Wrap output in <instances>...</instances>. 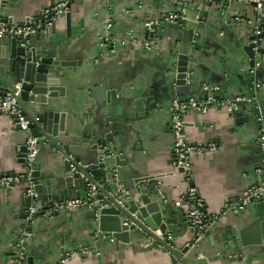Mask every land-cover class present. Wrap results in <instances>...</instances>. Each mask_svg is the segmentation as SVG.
Masks as SVG:
<instances>
[{
	"label": "crops",
	"instance_id": "crops-1",
	"mask_svg": "<svg viewBox=\"0 0 264 264\" xmlns=\"http://www.w3.org/2000/svg\"><path fill=\"white\" fill-rule=\"evenodd\" d=\"M9 1L10 13L19 23L35 16L54 0ZM153 2L145 0L148 10L138 8L136 0H73L72 18L75 22L79 20L81 27L69 33L64 17L58 22L61 39L52 40V50L56 49L54 51L64 60L73 63L68 66H52L55 78L51 85L63 88L64 95L59 91H55L59 97L42 95L41 99L47 100L48 104L44 103L40 108H47V105L54 108L55 104H60L57 106L62 107V110L68 109L70 128L73 125L69 132L72 140L69 139V142L78 145L85 140L87 126L90 124L95 127L98 122L101 116L99 106H103V118L111 115L110 104L106 102L107 93L102 88L117 90V118L106 125L120 134L128 152L129 165L125 172L128 175L160 176L164 192L174 205L186 189L184 174L175 171L171 164L173 137L169 122V107L174 94L170 91L173 88L171 50L180 42L170 36L156 37L154 40L159 41V46L153 51L134 49L127 44L137 38L130 29L136 27L138 31L143 30L142 20L147 15H153L154 10L150 9L155 7L152 6ZM241 10L249 12L251 5H244ZM99 11H103V17ZM206 11L208 15L197 25L201 27L198 43L202 48L195 52L198 74L208 81L227 76L228 79L221 83L231 81V87L228 85L230 91L239 93L246 84L250 63L242 44L249 43L250 33L246 28L236 27L230 17L222 15L215 6H207ZM109 12L113 13V18L109 17ZM195 15L196 12L190 10V17L194 18ZM106 19L116 25L114 35L118 37L116 42L119 44H116L115 50L100 46ZM189 26L197 27L193 23H189ZM45 40L42 37L37 43L42 44ZM187 46L189 51L194 50L190 45ZM262 81L264 83V77ZM197 90L198 87L190 88L191 92ZM250 111L251 107H248L245 116H252ZM89 118L92 119L91 123ZM185 118L187 134L192 141L218 143V150L209 157L194 158L193 175V183L207 208L218 212L228 202L238 199L245 188L256 181L255 170L258 163H261L257 148L259 124L253 118L238 125L225 107H212L202 114L190 111ZM103 120L101 124L105 123ZM24 138V131L14 129L10 117L0 116V173L22 170L23 163L18 155ZM50 150L45 149L41 156L46 164L55 153ZM24 188V184L15 186L11 197L17 198ZM11 203H8V195L0 192L2 229L15 228L24 222V219L16 216L21 213L20 206L17 203L12 206ZM85 215V212H61L50 220L38 218L33 228L35 234L31 235L28 247L29 251L34 250L35 264L54 260L65 249L78 251L81 245H93L98 249L90 234L92 222L87 221ZM253 219L255 215L251 210L245 215L230 214L222 218L212 235L203 242L207 260H200L196 264H244L233 262L217 251L225 250L228 243L233 242L229 239L230 229H241ZM189 232L180 233V242L190 238ZM3 250L0 245V264H5L7 260V256L2 254ZM256 250L254 256L248 257V264H264V246ZM68 264H171V261L162 249L145 246L139 249L124 246L116 249L110 241L105 240L100 242L98 253L84 258L76 257Z\"/></svg>",
	"mask_w": 264,
	"mask_h": 264
},
{
	"label": "water",
	"instance_id": "water-1",
	"mask_svg": "<svg viewBox=\"0 0 264 264\" xmlns=\"http://www.w3.org/2000/svg\"><path fill=\"white\" fill-rule=\"evenodd\" d=\"M153 1L152 6L155 7H150V9L154 10V13L147 15L142 20L141 28L143 30L138 31L136 27L130 30L137 37L135 39L154 40L156 37L170 36L180 42L171 50L173 65L171 86L174 82L176 83L175 93L182 99L189 95L198 97L202 96L204 84L221 85L228 97L232 99L247 98V100L239 102V110L234 115V120L238 125L244 120L249 121L253 118L257 121L260 111L264 115V90H258L257 102L250 103L248 101L257 96L254 88L256 82L263 80L264 68L258 69L255 75H251L250 68H248L246 84L239 93L230 91L231 81L226 80L222 82L223 84L221 83L222 80L228 79L227 76L210 81L200 77L195 52L202 49L198 43L201 27H191L189 23L182 26L164 22V15L177 9V0ZM136 6L148 9L145 0H136ZM10 7L9 0H4L0 5V21L5 22L9 28L16 23L15 17L10 13ZM192 9L197 12L195 8ZM202 12L201 18L204 19L208 15L206 8ZM99 13L102 17L104 16L103 11H99ZM72 14L73 6L65 16L66 27L71 34L81 27V22L79 20L75 22ZM109 17L113 18V13L109 12ZM156 19L163 22L157 33L146 27L147 23ZM17 24L24 23L21 21ZM27 26L38 27V33L30 36V42L27 45V40L21 37L9 35L0 38V93H11L17 97L21 114L32 135L42 140V148L33 173L35 192L38 194L36 206L40 210H44L62 200L87 199L90 196L89 204L91 206H87L79 212H85V219L92 222L90 234L98 249H100V242L106 240L110 241L116 249L123 246L132 249H139L143 246L162 249L169 256L171 264H196L200 260H207L203 242L208 240L213 229L217 227L205 231L204 236L198 240L199 236L188 222L186 209L176 206L177 200L173 203L174 205L170 203L164 192L160 176L126 174L125 169L129 165L128 152L123 146L120 134L106 125L116 121L117 118L119 102L117 90L102 88L107 93L106 102L110 104L111 115L103 118V112H101L103 106H99L101 116L98 122L95 127L90 124L87 126L88 130L84 133L85 140L78 145L69 142L72 140L69 132L73 129V125L70 128L67 117L68 109L62 110V107L57 106L60 104H55L54 108L48 107V105L47 108H40L42 104L48 102L41 99L42 95L49 94L51 97H59L55 91L64 95L63 88L51 85L55 78L52 66H68L73 63L64 60L60 54H57V51H54L56 49L52 50L54 45L52 40L61 39L57 22L48 26L44 21H40L39 17H35L27 23ZM113 31L116 32V25H114ZM42 37L46 39L44 43H37L38 39H42ZM115 38L118 39L116 35ZM251 40L252 37L249 36V43L242 44L246 57L250 59L249 67H253L256 62L255 45ZM117 44L119 43L117 42ZM186 44L194 50L189 51L188 46L185 47ZM108 47L113 48V45L110 44ZM261 52L264 53V50ZM188 72L193 73L189 85L186 83ZM17 84H21L20 89ZM195 87H198V90L191 92L190 88ZM50 91L52 92L50 93ZM170 91L174 93L172 87ZM204 97L207 98V95ZM248 107H251L250 114L252 116H245ZM91 120L89 118L90 123ZM102 120L105 123L101 124ZM15 129L20 130L19 123ZM204 142H208V140ZM257 148L258 158H260V144ZM45 149L55 152L47 164L44 159H41ZM19 151V160L24 163L26 146L22 144ZM192 184L195 186L194 183ZM11 196V192L8 193V203L12 202V206L17 203L20 206L21 213L16 216L24 219V222L15 228H0V245L5 249L2 254L7 256L5 264L10 263L14 255L13 247L19 241L12 234H17L16 232L24 226L25 220L28 218L27 210L34 200L22 192L17 198ZM248 210L253 212L255 219L241 229H230L229 239L235 242V245L232 246L233 242H229L225 250L217 251L219 255L226 256L233 262H243L244 264H248V257L254 256L256 249L264 246V202L252 204L246 211L239 214L245 215ZM59 215V212L55 213V216ZM34 226L35 222L28 225V234L25 240L27 264H35L34 250H28L29 239H32L31 235L35 234ZM182 231L184 233L190 231V238L180 242L179 236ZM169 234L173 235L172 240L168 239ZM250 234L256 236H250ZM189 243L194 246L191 247ZM39 264L44 263L40 262Z\"/></svg>",
	"mask_w": 264,
	"mask_h": 264
},
{
	"label": "built area",
	"instance_id": "built-area-1",
	"mask_svg": "<svg viewBox=\"0 0 264 264\" xmlns=\"http://www.w3.org/2000/svg\"><path fill=\"white\" fill-rule=\"evenodd\" d=\"M4 0H0V5ZM73 0H54L46 4L35 16L25 18L24 24L18 25L15 23L12 27H7L5 22L0 21V38L13 35L27 40L26 45L30 42L29 38L38 33V27L27 26L35 17H39L40 21H44L46 25L51 26L55 22H59L65 17L72 8ZM176 10L165 14L164 22L171 24H179L186 26L188 23H193L195 26L202 22V11L207 6H215L222 15L230 17L234 25L238 28L247 29L252 37L251 42L255 45L256 62L250 68V74L255 75L258 69L264 68V0H179ZM251 5L249 12H243L242 6ZM196 9L194 18L190 17V10ZM162 21L156 19L146 24V27L153 32H158L162 25ZM114 23L110 19L104 21V31L101 38L100 46L108 48V45H113V50L117 44L114 35ZM159 40V39H158ZM127 44L132 48L153 51L159 46V41L145 39H131ZM193 73L188 72L186 77L187 85L190 84ZM21 84H17L20 89ZM263 81L256 82L254 92L257 96L249 99L258 101V92L264 90ZM174 94L169 107L170 128L173 137L171 146V164L175 171L182 170L184 174V182L186 189L183 190L182 196L176 201V206L184 207L187 212L188 222L190 227L194 228L198 240L204 236V232L213 229L217 223L224 217L230 214H239L248 209V207L257 202H264V115L260 111L257 116L259 124L257 140L261 146V163L256 167V181L245 188L243 194L232 202H228L225 207L218 211L212 212L207 208L205 200L199 195L195 186H193L194 175V158L197 156L209 157L218 150V143L213 142H194L187 134L186 113L194 111L195 113H207L212 107H225L228 110L231 118H234L235 113L239 110V102L247 100L246 97L231 98L223 91L221 85H203L202 96H191L182 99L175 93L176 83H173ZM259 90V91H258ZM207 95V98L204 96ZM0 116H8L11 118L14 129L20 124V129L24 131L25 138L23 144L26 146V157L23 163V168L19 172L6 171L0 173V192L10 193L15 186L25 185L22 193L29 195L34 200L28 208V218L25 220L24 226L16 232L18 242L13 247L14 255L9 264H27V245L25 243L28 234V225L37 221L38 218L50 219L55 216L56 212L73 213L79 212L85 207H90L89 197L87 199L62 200L61 202L47 209L40 210L36 206L38 194L35 192V181L33 173L36 168L37 159L42 148L41 138L32 135L28 128L27 122L21 114V108L18 104L17 97L11 93H0ZM169 240L173 239V235L169 234ZM112 240V239H111ZM190 244V243H189ZM187 244V245H189ZM191 245V244H190ZM191 245V247H193ZM98 253V249L93 245H81L78 251H67L56 259H52L45 264H68L76 257L84 258L90 254Z\"/></svg>",
	"mask_w": 264,
	"mask_h": 264
}]
</instances>
